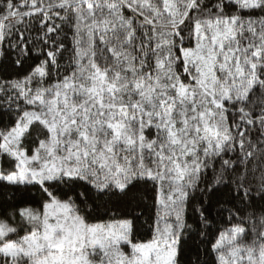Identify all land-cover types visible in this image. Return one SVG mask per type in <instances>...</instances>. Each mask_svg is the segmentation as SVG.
Instances as JSON below:
<instances>
[{
    "label": "snow or ice",
    "instance_id": "snow-or-ice-1",
    "mask_svg": "<svg viewBox=\"0 0 264 264\" xmlns=\"http://www.w3.org/2000/svg\"><path fill=\"white\" fill-rule=\"evenodd\" d=\"M0 264H264V0H0Z\"/></svg>",
    "mask_w": 264,
    "mask_h": 264
}]
</instances>
